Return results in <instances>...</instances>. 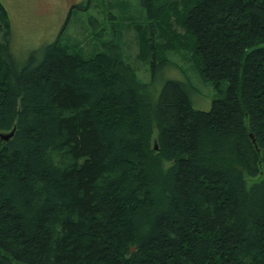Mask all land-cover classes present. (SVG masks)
Returning <instances> with one entry per match:
<instances>
[{
	"label": "trees",
	"instance_id": "16d2710c",
	"mask_svg": "<svg viewBox=\"0 0 264 264\" xmlns=\"http://www.w3.org/2000/svg\"><path fill=\"white\" fill-rule=\"evenodd\" d=\"M156 2L141 52L160 71L162 30L189 43L207 111L188 81L151 96L118 37L132 16L112 8L95 52L64 27L18 63L0 1V264H264V0Z\"/></svg>",
	"mask_w": 264,
	"mask_h": 264
},
{
	"label": "rangeland",
	"instance_id": "374dc122",
	"mask_svg": "<svg viewBox=\"0 0 264 264\" xmlns=\"http://www.w3.org/2000/svg\"><path fill=\"white\" fill-rule=\"evenodd\" d=\"M0 1L8 15L10 51L18 63H21L30 51L44 43L54 41L63 31V27H65L64 34L76 40L80 49L86 53L90 51L95 52V49L98 47L96 38L105 37V31L102 32L100 29L109 30L110 23L115 21L108 14L111 12L112 16V8H114L115 12L119 10L126 18L127 16L133 17L130 20L127 18L128 23H125V20H123L118 24L116 21L115 26L118 24L116 28L119 31L118 37L121 39L123 57L128 59L140 82L148 86V90L153 98L157 95L165 78H172L182 82L188 81L190 83V100L193 108L196 110H209L211 101L217 97L214 86L201 79L200 74L196 71V60L189 58L187 50L189 43L182 45L183 42L180 40V45L176 32L174 35L171 32L173 31L172 29L162 30L163 34L160 35L166 38L169 44H167L168 47H164V51L161 50L155 56V61L157 63L165 60L170 61L174 66L168 65L160 71H151L150 59L141 52L137 31L131 27L133 24L135 26H145L144 20L140 16L141 14L134 13L140 7V0H92L89 4L86 0ZM115 1H126L127 3L124 2L125 4L123 3L122 7L115 8L113 6ZM107 3H111V7ZM156 3H164V0H157ZM73 4L74 6H72ZM76 6L86 9L81 11ZM71 9H73V12L67 20L69 10ZM159 15L160 18H157V25L161 28L165 25L163 17L168 16V10L163 9ZM89 16L95 18L96 21L89 23ZM169 48L172 49L171 53ZM246 181L248 185L252 182L250 179Z\"/></svg>",
	"mask_w": 264,
	"mask_h": 264
},
{
	"label": "water",
	"instance_id": "95a60500",
	"mask_svg": "<svg viewBox=\"0 0 264 264\" xmlns=\"http://www.w3.org/2000/svg\"><path fill=\"white\" fill-rule=\"evenodd\" d=\"M11 135H12V132H10L9 134H1L0 138L3 140H7ZM154 148L156 149V146Z\"/></svg>",
	"mask_w": 264,
	"mask_h": 264
}]
</instances>
